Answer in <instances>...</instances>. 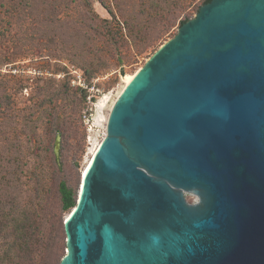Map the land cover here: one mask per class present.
I'll return each instance as SVG.
<instances>
[{
	"label": "water",
	"instance_id": "water-1",
	"mask_svg": "<svg viewBox=\"0 0 264 264\" xmlns=\"http://www.w3.org/2000/svg\"><path fill=\"white\" fill-rule=\"evenodd\" d=\"M62 225L60 264H264V0H210L148 58Z\"/></svg>",
	"mask_w": 264,
	"mask_h": 264
},
{
	"label": "rangeland",
	"instance_id": "rangeland-1",
	"mask_svg": "<svg viewBox=\"0 0 264 264\" xmlns=\"http://www.w3.org/2000/svg\"><path fill=\"white\" fill-rule=\"evenodd\" d=\"M204 1L0 0V224L29 205L43 209L36 264L66 255L58 188L78 193L122 77L143 67Z\"/></svg>",
	"mask_w": 264,
	"mask_h": 264
},
{
	"label": "trees",
	"instance_id": "trees-1",
	"mask_svg": "<svg viewBox=\"0 0 264 264\" xmlns=\"http://www.w3.org/2000/svg\"><path fill=\"white\" fill-rule=\"evenodd\" d=\"M209 1L205 0L204 4ZM185 22H180V25ZM123 25H125V22ZM58 192L60 195V211L66 213L67 216L75 206L77 194L75 195L63 183L59 185ZM41 210L43 211L42 208L36 209L29 205L26 210L14 211L7 224H0V235H7L0 244V264H36L41 245L39 239L42 236V232L37 225V218Z\"/></svg>",
	"mask_w": 264,
	"mask_h": 264
},
{
	"label": "bare ground",
	"instance_id": "bare-ground-1",
	"mask_svg": "<svg viewBox=\"0 0 264 264\" xmlns=\"http://www.w3.org/2000/svg\"><path fill=\"white\" fill-rule=\"evenodd\" d=\"M137 72H138V70H137L134 74H131V75H127V76H123V77H122V81H124V87H123V89L121 90L119 96L122 94V92L124 91V89L126 88V86H128V85L130 84V82L133 80V78H134V76L136 75ZM119 96H118V98H119ZM118 98H117V99H118ZM115 102H116V101H115ZM113 105H114V104H113ZM105 137H106V135H105ZM105 137H104V139H105ZM104 139H103V140H104ZM103 140H102V142H103ZM102 142L98 143L97 147L95 148V151H94V153H93V158H94L95 154L97 153V151H98V149H99V147H100V145H101ZM93 158L88 162L87 166H86L85 169L83 170L82 175H81V176H82L81 179H83V177H84V175H85V173H86V170H87L88 167L90 166V164H91ZM80 185H81V181H80ZM79 187H80V186H79ZM66 217H67V216H66Z\"/></svg>",
	"mask_w": 264,
	"mask_h": 264
},
{
	"label": "built area",
	"instance_id": "built-area-1",
	"mask_svg": "<svg viewBox=\"0 0 264 264\" xmlns=\"http://www.w3.org/2000/svg\"><path fill=\"white\" fill-rule=\"evenodd\" d=\"M76 79L78 80L76 86H78V87H80V88H83V87H82L83 84H82V81L80 80V78H78V77L76 76ZM73 83H74V84H72V85H75L76 82L73 81ZM87 101L90 102V101H91V98H87Z\"/></svg>",
	"mask_w": 264,
	"mask_h": 264
}]
</instances>
